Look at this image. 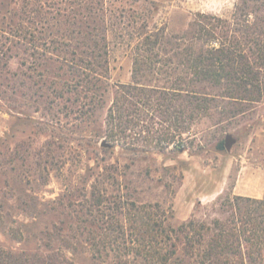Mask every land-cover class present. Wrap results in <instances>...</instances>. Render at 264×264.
Listing matches in <instances>:
<instances>
[{"label": "rangeland", "instance_id": "1", "mask_svg": "<svg viewBox=\"0 0 264 264\" xmlns=\"http://www.w3.org/2000/svg\"><path fill=\"white\" fill-rule=\"evenodd\" d=\"M92 1L103 4L108 18L111 88L83 121L64 119L54 107L43 109L28 84L20 85L21 78L0 77V244L32 250L39 242L31 234L50 226L62 227L63 235L74 241L76 221L89 218L75 217L84 207L97 218L102 213L104 221L113 210L111 217L118 221L123 208L133 203L151 209L164 226L177 227L192 218L207 224L224 220L226 204L234 197L262 199L264 92L246 95L233 82L230 95L223 86L203 82L198 90L205 100L194 116L189 118L190 109L182 100L178 103L184 132L160 141L159 133L171 127L165 121L168 113H162L169 110L165 97L158 111L146 105L153 101L138 99L135 130L127 131L128 138L112 149L103 150L101 143L117 86L180 88L191 78L186 43L180 44V38H188L198 16L232 25L240 0ZM153 35L159 42L147 48L143 40ZM240 50L233 53L236 71ZM241 54L250 63L246 51ZM8 68L18 72L17 60H10ZM50 120L73 130L69 142L55 139L51 127L46 132ZM226 135L235 141L230 151L224 148ZM93 194L101 200L97 207L90 206ZM75 246L71 257L76 264H96L88 245Z\"/></svg>", "mask_w": 264, "mask_h": 264}, {"label": "trees", "instance_id": "2", "mask_svg": "<svg viewBox=\"0 0 264 264\" xmlns=\"http://www.w3.org/2000/svg\"><path fill=\"white\" fill-rule=\"evenodd\" d=\"M235 14L232 25L198 16L188 38H180V44L186 43V68L191 74L180 88L117 86L101 138L103 150L114 148L128 138L127 131L135 130L139 121L135 113L138 99L153 101L154 104L146 105L158 111L160 100L165 97L169 110L162 113H168L165 121L171 127L159 133L156 139L160 141L161 137L174 140L184 132L178 121L182 115L178 103L182 100L190 109L189 118L194 116V110L198 111L205 100V93L198 90L203 82L223 86L230 95L233 82L246 95L264 92V0H240ZM143 41L147 48L159 42L157 35L145 36ZM109 43L108 18L99 1H0V77L10 75L15 81L21 78L20 85L28 84L43 109L57 108L64 119L72 116L74 121H83L99 107L101 98L111 88ZM238 49L236 71L233 53ZM243 50L250 63L241 56ZM12 59L17 60L18 72L8 68ZM145 64L149 69L152 66L150 61ZM149 92L154 95L149 97ZM49 123L46 132L50 127L57 129L56 134L49 130L50 134L62 143L69 142L67 136L73 130L61 126L60 120L54 125L51 120ZM92 196L90 206L97 207L101 200ZM226 208L228 215L224 220L207 224L192 218L170 227L164 226L146 206L128 204L118 221L111 217L116 213L113 210L104 221L102 213L97 218L84 207L85 212L80 210L81 215L75 217L89 218L76 221L74 241L63 235L60 226L44 227L31 234L39 242L32 250L0 244V264H76L71 256L80 243L88 245L96 264H264V197H234ZM95 228L99 235L92 230Z\"/></svg>", "mask_w": 264, "mask_h": 264}, {"label": "water", "instance_id": "3", "mask_svg": "<svg viewBox=\"0 0 264 264\" xmlns=\"http://www.w3.org/2000/svg\"><path fill=\"white\" fill-rule=\"evenodd\" d=\"M235 141L232 139L230 135H226L224 139V148L226 151H230Z\"/></svg>", "mask_w": 264, "mask_h": 264}]
</instances>
